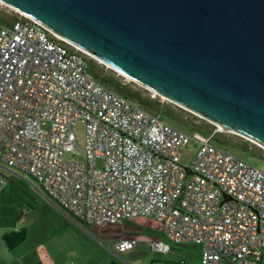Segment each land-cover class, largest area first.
I'll list each match as a JSON object with an SVG mask.
<instances>
[{"label": "built area", "instance_id": "2783aa9c", "mask_svg": "<svg viewBox=\"0 0 264 264\" xmlns=\"http://www.w3.org/2000/svg\"><path fill=\"white\" fill-rule=\"evenodd\" d=\"M85 56L31 18L0 25V194L19 170L83 230L149 217L167 241L199 246V264H264V170L211 135L181 164L191 135L97 82ZM65 147L85 161L66 160ZM98 242L117 253L136 239Z\"/></svg>", "mask_w": 264, "mask_h": 264}, {"label": "water", "instance_id": "95a60500", "mask_svg": "<svg viewBox=\"0 0 264 264\" xmlns=\"http://www.w3.org/2000/svg\"><path fill=\"white\" fill-rule=\"evenodd\" d=\"M121 76L264 149V0H0Z\"/></svg>", "mask_w": 264, "mask_h": 264}, {"label": "rangeland", "instance_id": "374dc122", "mask_svg": "<svg viewBox=\"0 0 264 264\" xmlns=\"http://www.w3.org/2000/svg\"><path fill=\"white\" fill-rule=\"evenodd\" d=\"M0 12L9 21L14 20L16 16H18V18L22 17L18 12L6 9L5 7L2 6L1 3H0ZM1 24H4V21L2 19H0V25ZM95 61L97 63H100L97 60ZM104 67L106 66L104 65ZM118 75L121 76L120 74ZM121 81L125 83L132 82L131 80L123 76ZM130 87L133 91H136L138 89H143V87L139 86L138 84H135L134 86L131 85ZM147 94L150 97H158L160 101L167 103L170 102L160 95H154L149 90ZM74 130L78 145L80 147H83L84 124L77 121L74 125ZM214 131H216L221 136H225L231 139V145L230 146L220 145L216 143L215 140L212 139V137H211V143L225 147L231 153L245 159L251 164L256 165L264 170V155L261 153V155L258 158H254L252 160L251 158L247 157L248 152L247 153L245 152L244 155V151L241 150L240 145L246 143L252 148V150H254V152H255L254 148H256V150L257 148H260L264 151L263 148H261L253 141L239 134H235L233 132H229L226 130H221V129L219 130L216 126L214 127ZM186 133L190 134L192 139H190L189 142L184 146L180 155V162L185 166L193 162L198 147V140H200V136H197L190 132H186ZM207 136L210 135L205 134V137ZM67 150L70 149H68V147H65L64 158L66 160L85 161V155L83 151H79L76 154L67 156ZM95 164L96 166H100L102 164V160L96 159ZM10 170L15 175L18 176V179L20 181H17V184L19 185L21 192L18 191L16 194L15 191L17 190L16 189L17 187H15V191H13V193H8L6 197L7 202L1 206L2 209L3 208L6 209V212L3 216H0V224H18V225L16 229L14 228L6 229V234H10L9 240L12 241L11 244L13 246L10 251L5 247L3 242L4 240L2 234L4 229L3 228L0 229V264H5L11 259L15 258L16 256L22 255L24 252H26L29 249V244L31 242L35 243L41 241L40 238L36 237L35 232L34 235L31 236V238H29L24 242H23L24 236H22L21 239H18L17 237V240H14V238L11 237L14 232H20L21 234L23 233V231L20 230L21 228L19 227V224H38V227L40 228L39 234L44 235L47 244L46 246L50 251V253L55 254L57 250H60V248H62L63 249V251L61 252L62 255L67 257L70 250H74V251L77 250L79 252L81 251L86 257L90 258L91 256L90 259L91 263H94L93 260L99 259L100 257L99 254H101L99 252V249L102 250L104 255H106L107 252L106 248H104L98 241H101L102 244L108 245L110 242L106 237H112L113 240L123 237H133V238L135 237L136 242L134 246L123 252H117L115 254L117 259L127 264H154L157 262H162V263L170 262L175 264H180L184 262L185 264H195L196 247L191 244L175 245L172 243L171 244L167 243L166 240L162 238L161 234L160 235L158 234L159 227L157 228L158 226L157 223H155L149 217L126 219L122 221L120 224H108L101 227L85 226V230L76 227L77 230L76 231L74 228L71 227L69 229H73L77 233H75L73 230L64 231L61 235L57 236V239L58 238L60 239V236L62 239V240L60 239L61 242L59 241V244L58 243L56 244L57 239L51 240V242L55 243L56 245L50 243L49 238L56 237L57 234L55 233L57 232L56 230L51 231V229H48V227L45 224H67V223L63 221L60 217L61 215L52 207H50V205H48L45 202V200H43L42 197L37 193V190L34 187L36 184L32 177H30L27 173L19 170H15V169H10ZM25 186H27L28 189H26ZM23 190H26L28 193L31 194V196L27 195L28 197H26L24 195L26 193ZM11 194H13V196H11ZM14 194L16 196H14ZM21 210L22 213L18 214L20 213ZM14 213L20 215V219L15 220L16 214L13 215ZM68 223L73 224L70 221H68ZM78 232H80V234ZM155 233L157 234L155 235ZM34 236L36 237L35 239H33ZM161 238L163 241H165L164 243L168 246L166 252L153 249L150 245L151 242L157 241L158 239L161 240ZM63 243H65V245H62Z\"/></svg>", "mask_w": 264, "mask_h": 264}, {"label": "trees", "instance_id": "16d2710c", "mask_svg": "<svg viewBox=\"0 0 264 264\" xmlns=\"http://www.w3.org/2000/svg\"><path fill=\"white\" fill-rule=\"evenodd\" d=\"M16 17L14 20L18 19V16ZM0 19L4 21V24H9L14 21V20L12 21L7 20L5 16L1 14V12H0ZM85 60H86L87 73L90 76H92L97 82L110 88L115 93L119 94L120 96L126 99H129L130 101L134 103H137L144 110L149 111L151 113L159 114L165 121H167V123H169L173 127L183 130L185 132L196 134L200 137H205V134H209L211 135L212 139L215 140L216 143L220 145H224V146L231 145V139L225 136L219 135L216 131H214L215 126L207 122L206 120L193 115L192 113L176 106L175 104L171 102L167 103V102L160 101L158 97H150L147 94L148 93L147 89L143 88V89H138L136 91H133L130 86L131 85L134 86L135 83L122 82L121 81L122 76H119L118 74H116V72H114L110 68L104 67L103 64L97 63L91 57L85 56ZM143 93H146V94H143ZM240 147H241V150L244 151V155H245V152L246 153L248 152L247 157L251 158L252 160L254 158H258L261 155V153L264 155V151L262 149L257 148L256 150V148H254L255 149V152H254V150H252V148L246 143L241 144ZM8 183L12 184V181L7 180L6 185ZM6 185L2 189L1 194L4 192ZM15 187H17L16 189L20 191V187L18 186H15ZM25 187L26 189H28L27 186ZM23 191L26 193V194L23 193L26 197L31 196V194L28 193L26 190H23ZM0 198H1V195H0Z\"/></svg>", "mask_w": 264, "mask_h": 264}, {"label": "crops", "instance_id": "0c3cea01", "mask_svg": "<svg viewBox=\"0 0 264 264\" xmlns=\"http://www.w3.org/2000/svg\"><path fill=\"white\" fill-rule=\"evenodd\" d=\"M8 177H9L8 180L12 181V184L8 183L4 189V192L2 194H0L1 195V198H0V200H1L0 201V216H3L6 212V209H4V208L2 209L1 206L7 202L6 197H7L8 193H13V191H15V186L19 187V185L17 184V181H20V180L18 179L17 175H15L14 173H10V175ZM17 192H18V190L15 191V193H17ZM11 196H13V194H11ZM14 196H16V195L14 194ZM21 213H22V210L18 214H21ZM14 214H16L15 220L20 219V215H18L17 213H14ZM6 217H8V216H6ZM60 217L67 224H45L48 227V229H51V231L56 230V232H57V233H55V234H57L56 237L49 238L50 243H52L51 242L52 239H57V236L61 235L64 231L73 230V229H69V228L72 227L76 230V226L74 224H69L68 223L69 220L67 218H65L62 215ZM17 225L18 224H0V229L1 228L4 229L3 234H2L3 240H4L3 241L4 245L7 249H9V251L12 249L13 246L11 244L12 241L9 240L10 234H6V229H8V228L16 229ZM19 227L21 228L20 230L23 231V233L21 234L20 232H14L11 236L14 238V240H17V237H18V239H21V237L24 236L23 237L24 238L23 242H24V241L28 240L29 238H31V236H33L34 232H35L36 237L40 238L41 241L35 242V243L31 242L29 244V249L26 252H24L22 255L16 256L15 258L11 259L10 261H8L5 264H127V263H124V262L120 261L119 259H117L116 255H115L116 253L110 252L108 250H106L107 252L105 251L106 255H104L102 250L99 249V252L101 253V254H99L100 257L98 260H93L94 263L90 262L91 256H90V258L86 257V256H84V254L81 251L79 252L77 250H75V251L70 250L67 257L62 255V253H61L63 251L62 248H60V250H57L55 254L50 253V251L48 250V248L46 246L47 244H46L44 235L39 234L40 228L38 227V224H19ZM157 228H158V226H157ZM26 230H27V232H26ZM75 230H73V231L75 232ZM75 233H77V232H75ZM78 233L80 234V232H78ZM156 234L157 233H155V235ZM158 234L159 235L161 234L160 230H158ZM36 237L34 236L33 239H35ZM13 238H11V239H13ZM106 238H108V240H113L112 237H106ZM162 238H161V240L158 239V241L165 242L162 240ZM49 239H48V241H49ZM60 239H61V236H60ZM60 239L59 238L57 239L56 244L57 243L59 244V241L61 242L62 239L61 240ZM164 240H166V239H164ZM85 241H86V239H85ZM166 242L171 244V242H169L167 240H166ZM52 244H55V243H52ZM172 244H174V243H172ZM188 244L189 243H181V244H175V245H188ZM62 245H65V243H63ZM191 245H194L196 247V249H195V251H196V253H195L196 254L195 264H199L200 248H199V246H197L195 244H191ZM66 247H67V245H66ZM154 264H175V263L157 262ZM180 264H185V263L182 262Z\"/></svg>", "mask_w": 264, "mask_h": 264}]
</instances>
